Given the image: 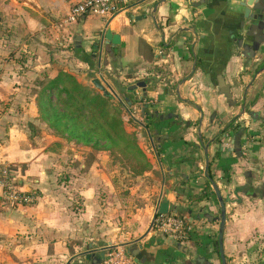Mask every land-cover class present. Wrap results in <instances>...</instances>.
Wrapping results in <instances>:
<instances>
[{"label":"crops","instance_id":"crops-1","mask_svg":"<svg viewBox=\"0 0 264 264\" xmlns=\"http://www.w3.org/2000/svg\"><path fill=\"white\" fill-rule=\"evenodd\" d=\"M81 1L0 0V165L13 169L19 190L37 195L33 204L0 206V264H138V252L140 264H222L210 180L225 205L226 264H264V0H131L108 17L86 14L61 26ZM246 8L257 19L246 18ZM105 28L119 43L101 44ZM25 49L48 53L41 78L26 74L34 73L30 56L16 58ZM55 52L67 55L56 60ZM59 71L99 92L91 80L100 76L126 105L157 172L148 222H107L99 193L110 191L102 180L113 188L116 180L105 171L108 154H84L89 146L41 126L37 81ZM140 81L144 86L129 88ZM59 146L88 168L66 184L56 178L65 161ZM207 183V198L189 202ZM163 197L167 214L185 211L187 239L151 229Z\"/></svg>","mask_w":264,"mask_h":264},{"label":"trees","instance_id":"trees-1","mask_svg":"<svg viewBox=\"0 0 264 264\" xmlns=\"http://www.w3.org/2000/svg\"><path fill=\"white\" fill-rule=\"evenodd\" d=\"M37 86L38 119L46 123L54 135L95 151H107L110 156L128 163L134 175L152 168L135 134L124 127L121 104L113 101L111 96H104L66 71H59L53 78L38 80ZM209 190L207 183L201 193L188 197L189 202L207 198ZM170 213L182 217L185 211ZM216 244L215 240L218 252Z\"/></svg>","mask_w":264,"mask_h":264},{"label":"rangeland","instance_id":"rangeland-1","mask_svg":"<svg viewBox=\"0 0 264 264\" xmlns=\"http://www.w3.org/2000/svg\"><path fill=\"white\" fill-rule=\"evenodd\" d=\"M4 6L5 4H0V14H4ZM11 19V18H10ZM10 22V20L8 19ZM0 44H3V40L0 39ZM34 47V46H33ZM31 47V48H33ZM26 48V47H23ZM37 49V47H35ZM56 50L59 52V47ZM44 50V49H43ZM49 51V49H47ZM62 50V49H61ZM29 51V53H28ZM22 52H24L22 54ZM38 52V51H37ZM57 53V52H55ZM61 53V52H60ZM57 53L56 60L63 61L67 53L60 54ZM30 56L31 61V70L34 73H27L31 78H41L43 72H47L49 70V66H45L48 63V53L45 55H41L39 52L34 53L30 52V50L25 49V51H19L16 53V58H24L23 56ZM54 54V53H53ZM7 56V54H6ZM18 68V67H17ZM18 70H20L18 68ZM22 72V70H20ZM113 101L117 102L114 98ZM118 103V102H117ZM123 117L125 118L124 127L127 128L128 132L141 135V131L138 130L137 125L135 122L129 117V115L124 112L123 110ZM40 121V120H39ZM42 127L46 126V123L40 121ZM142 137V135H141ZM137 143L140 141V136H136ZM142 139V138H141ZM144 142V141H143ZM64 148V147H63ZM60 146L57 147L58 153L61 155L62 158H65V161H61L58 167L59 175L56 177L59 182L62 184H66L68 181V176H73L75 174H82L83 171H88V168L80 167V164L83 163V159H77L74 157L65 156L72 154V150L66 149L64 150ZM89 152H85L84 154H91L96 153L97 151L93 150L92 148L88 147ZM102 151V150H101ZM108 154L107 151H103ZM85 156V155H84ZM90 157V155H88ZM67 158V159H66ZM74 160V161H72ZM86 164V161H85ZM105 171H115L113 174L116 176V180H114V188L109 185L108 181H101L103 186L106 188H110V191H101L100 195V202L106 206L109 212V217L107 218V222H115V224L123 228L125 222H129L130 226L136 227L139 222H148L150 217V205L153 203L154 195L153 192L158 188V181H157V172L153 171L152 168L149 170L151 174H146L144 172L140 175H134L129 168L128 163L124 160L119 159L118 157H113L108 154V163L105 165ZM67 177V178H66ZM105 182V183H104ZM107 190V189H106ZM80 202V201H79ZM104 207L102 209H104ZM128 214H131L129 216ZM107 222L105 223L107 225ZM125 226V225H124ZM128 226V223H127Z\"/></svg>","mask_w":264,"mask_h":264},{"label":"built area","instance_id":"built-area-1","mask_svg":"<svg viewBox=\"0 0 264 264\" xmlns=\"http://www.w3.org/2000/svg\"><path fill=\"white\" fill-rule=\"evenodd\" d=\"M131 0H82L73 5L69 12L59 20L62 26L77 21L81 16L94 14L108 17L112 13L124 9ZM37 195L31 191L19 190L14 177V171L7 164L0 165V206H16L33 204ZM151 229L176 240H185L192 232V226L183 217L174 213L159 214L152 222ZM126 264H131L124 262Z\"/></svg>","mask_w":264,"mask_h":264},{"label":"water","instance_id":"water-1","mask_svg":"<svg viewBox=\"0 0 264 264\" xmlns=\"http://www.w3.org/2000/svg\"><path fill=\"white\" fill-rule=\"evenodd\" d=\"M259 0H244L243 1V5L244 6H254L255 4L258 3ZM250 9L246 8L245 10V17L246 18H255L257 19V14H251L250 15ZM99 39L101 41V44L103 42H110L112 44H117L119 43V38L116 34H113L109 29H104L101 30L100 33L98 34ZM101 77H96L93 78L91 80L93 86L95 88H97L98 90H100V92L104 95V96H111L113 95L112 91L110 89H107L102 83H101ZM138 86H144V82L140 81L137 82L136 84L131 85L129 88H136ZM117 97V96H116ZM117 99L120 101V103L123 104V106L125 107L126 105H124L123 101L117 97ZM128 104L130 103V101H127ZM213 191L215 193V196L217 198L218 204H219V208H220V218H219V229H218V234H217V249H218V253H219V257L221 260L222 264H226L225 261V256H224V252H223V245H222V238H223V230H224V224H225V205H224V200L220 195V191L217 187V185L215 184L214 181L210 180ZM169 211L168 209V201L166 200L165 197L162 198L161 202L158 204L153 217H152V222L154 220V218L156 217L157 214H167ZM100 256L101 258H104V251L100 252ZM89 259V256L87 255V257ZM135 260L138 264H140V261H143V258L141 257V253H136L135 254ZM140 260V261H139ZM97 262V260H96Z\"/></svg>","mask_w":264,"mask_h":264}]
</instances>
